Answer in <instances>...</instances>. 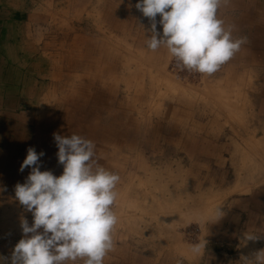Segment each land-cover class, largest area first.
Here are the masks:
<instances>
[{
    "label": "crops",
    "instance_id": "1",
    "mask_svg": "<svg viewBox=\"0 0 264 264\" xmlns=\"http://www.w3.org/2000/svg\"><path fill=\"white\" fill-rule=\"evenodd\" d=\"M30 3L34 4L32 0H0L1 264H11L15 245L24 238L21 221L27 220L29 226L33 223V217H21L24 206L15 198V186L24 184L31 172V168L27 167L23 172L20 171L29 148H34L38 155L44 153L38 161L41 172L50 171L59 177L63 173V165L58 163V147L54 134L64 137L75 134L90 140L95 145L94 166L99 165L120 177L116 186V191L119 192L125 188L129 190L128 187L130 191L136 189L137 180L130 179L132 175L148 182L146 175L150 180L151 175L155 174L152 181L157 184L158 181L162 182L163 173H169L174 167L180 172L184 170L185 174L190 172L191 168L199 169L204 161L200 157V148L193 143L203 142L205 138L211 142L214 140V137L205 136L202 129L195 126L197 114L189 112L191 116L188 118L179 111L175 116L174 108L165 112L162 118V115L151 114L147 128L150 131L146 133L148 135L133 134L132 130L123 135L126 126L137 122V115L132 111L142 106L138 105L137 100L143 101L144 97L150 94V91H147L149 86L144 85L146 75L139 76L142 72L138 69L132 70L131 75H128L127 70L132 69L130 66V69L123 66V76L122 71L118 75L117 70L121 67L122 60L115 65L114 57L110 54L94 55L95 43L86 46V50L83 48L84 44L80 48L74 47L75 51L69 49V55L59 54V48L56 56H60V64L54 66V63H51L55 55L43 54L39 40L32 36L29 38L32 25L30 14L37 12ZM217 18H221L225 29L231 31L232 37L238 29H247L251 33L254 23H257L256 19L264 24V0H222ZM261 29H264V25ZM17 30L18 32H14ZM260 42V46H264V39ZM97 49L108 51L101 45ZM80 51L84 52L82 56L78 54ZM260 52L259 59L264 64V52ZM109 66L113 67L111 72L107 71ZM146 72L149 73V70ZM140 87L144 88L143 99L140 97L142 93L136 96V93L141 92ZM127 96H130L129 100ZM71 101L75 107H67ZM259 107L264 113V101H260ZM116 114H121V117H118L119 127L114 126L117 124L111 122L110 118L114 119ZM161 121L165 128L163 134L157 127ZM110 127H113V131L120 137L110 134ZM176 129L183 132H175ZM145 137L149 139L146 140ZM163 139L165 143H162ZM196 173L199 178L200 173ZM235 186L234 184L232 188ZM199 187L198 191L202 189ZM214 188L217 190L216 194L222 196L220 205L223 203L221 209L225 215H218L208 227L205 232L208 247L197 259L191 260L185 254L181 255L185 261L170 256L174 247L169 242L167 232L158 233L157 230L154 234L153 226L150 225L149 229H145L146 233L139 232L140 236H145V243L142 242L139 247L131 242L114 241V248L104 257L103 264H264V183L246 193L227 195L226 191L231 187L223 188L218 185ZM158 236L160 241L156 242ZM249 236L253 237V240H249ZM67 264H84V260L68 261Z\"/></svg>",
    "mask_w": 264,
    "mask_h": 264
},
{
    "label": "rangeland",
    "instance_id": "2",
    "mask_svg": "<svg viewBox=\"0 0 264 264\" xmlns=\"http://www.w3.org/2000/svg\"><path fill=\"white\" fill-rule=\"evenodd\" d=\"M32 1L34 4L30 3V6L33 5L37 12L30 14V24L32 25L29 38L32 36L35 40H39V47L43 54L48 56L55 55L56 59H54L52 63L51 61L49 62L51 64L54 63V66L60 64V56H56L59 48V54L69 55V49L75 51L76 47L80 48L82 44H84L83 48L86 50L85 47L90 45L91 42L88 41L91 40H95L97 42L96 47L99 48L101 39L104 38L107 43H113L111 47L114 49L111 48V50L114 53L116 51L119 53L120 51V53L123 52L121 54H125L124 51L127 49L121 48V50L117 48V45H114V43L118 42L116 38L128 45H133L131 40L132 36L134 37L136 35L137 37L142 35L144 40L142 42L140 40L139 44V40L136 39V47L134 46L130 51L136 54L138 50L143 49L144 53L139 58V62H141L140 64L143 66L142 68L144 69L148 64L154 66L149 70V73H145V71L142 73L140 72V75L138 73L139 76L146 75V78H144V85L150 86V77H157L162 74L167 79L176 83L174 85V87L177 85L176 89H193V92L196 93V95H193V99L200 101L210 110H214L213 116L203 115L201 118L198 117L197 119L199 125L201 123L203 124L202 131L205 133V136L214 137V141L212 142L207 141L205 138L203 142L193 143L200 148V153H202V156H200L201 160L204 161L202 162V167L199 169L191 168V170H189L190 172L186 174L184 170L180 172L177 167H174V169L169 172L172 177H170L168 173L165 174V172L162 175L163 178H161V181L166 184L169 193L175 197L182 198L176 210V214L173 213V215H168L160 211L147 213L146 210L149 209L141 212L136 210V219L131 222L130 219L133 217L131 213H125L124 210L123 213L119 215L118 207H115L117 203L113 206V211L116 213L117 217L121 218V222L118 221L112 233V236L118 235L114 241L131 242L134 246L136 245L139 247L142 242L145 243V236H140L139 232L146 233L145 229H149L151 225L153 226L154 234L157 230L158 233L159 231L167 232L169 242H171L174 247L172 248V254L170 256H174L177 260L185 261V258L179 255V245H193L198 243L201 238L206 236L205 232L208 230L212 221L218 217L217 211L213 216L204 221L196 219V217L193 216L196 213L203 214L205 209L210 206L209 204L215 200L214 196H218L215 195L217 190L214 186L218 187V185H222L223 188L232 187L234 184L239 185L238 183L241 182V188L238 191L233 190L231 193H246L250 189L253 190L257 185L264 183V160L259 156L257 159L253 157L255 160L254 164L247 163V170L251 169L252 172L249 175L252 177L251 179L246 176L247 170L241 172V162H250L249 159L245 160L246 155L243 154L242 151L245 146V141H253L256 144L258 143L261 147L264 146V113L258 108L260 101H264V69H262L264 64L261 63L259 59L261 54L260 51L262 50V52H264V46H260L261 39H264V29H261L264 24H262V21L256 19L258 22L254 23L251 33L247 29L244 31L243 29H241L242 31L238 29L236 33H234L233 39H241L239 50L236 51L232 58L223 63L215 73L202 74L180 67L177 61L171 57L163 47L155 52L147 48L146 35L149 34L148 29L150 27V21L136 9L135 5L139 0ZM159 20L160 17L157 15V31L161 32L162 35V26L159 24ZM14 32H18V30ZM96 42L94 43L96 44ZM96 47H94V55L99 53V49ZM49 52H51V54ZM147 54L151 57V63L149 62L150 60ZM51 58L53 60V56ZM143 60L146 62V65ZM46 63H48V60ZM136 63H131V65L134 66H131V71L134 69L139 70ZM1 69L2 67H0V72ZM117 72L118 75L120 73L122 75L123 68L119 67ZM207 86L210 89H216L220 93V98L227 97V103L223 104L221 101L217 103L214 96L206 95L204 91ZM169 87L165 86V84H157L155 88L165 90ZM154 90L153 92H156ZM51 95L52 93L49 96ZM148 96L149 97H144V99L142 98L144 102L141 106L142 108L146 107V110L149 109L147 108V102L152 98H155V105L162 103L158 95L155 96L150 93ZM149 102H151V100ZM225 104H228L225 106L227 108L223 106ZM144 108L142 110H144ZM232 109L236 110L234 114L231 113ZM216 112L219 113L220 116L214 119ZM162 113L164 114L165 112L162 111ZM191 113L193 114V111H191ZM196 113L195 111L194 115ZM162 116L164 117V115ZM162 116H160V118H162ZM161 123L164 124L162 121ZM159 125L160 126H157L158 130L163 134L165 132L164 125L160 123ZM262 152L264 156V151ZM213 155L215 156L213 157ZM179 158L181 159L182 156L180 155ZM162 164L164 165V163ZM196 171L200 174L203 173V176L199 174L198 178ZM179 174L182 176L179 177ZM238 174L242 176L238 177ZM198 186L202 188L199 191L197 189ZM208 188L211 189V191H208ZM130 190L131 189L128 190L129 195L131 197H136L138 201L140 199L142 200L143 197L144 199H148L147 195H141L140 192ZM221 201L222 199L219 200L217 210L224 206L223 203L220 205ZM187 211L191 213L190 216L186 213ZM20 215L25 219L33 217L32 213L27 211L25 207L24 212L22 211ZM173 220L176 221L172 222ZM129 222L131 223L127 225ZM157 241H160L159 236L156 238V242Z\"/></svg>",
    "mask_w": 264,
    "mask_h": 264
},
{
    "label": "clouds",
    "instance_id": "3",
    "mask_svg": "<svg viewBox=\"0 0 264 264\" xmlns=\"http://www.w3.org/2000/svg\"><path fill=\"white\" fill-rule=\"evenodd\" d=\"M222 0H139L135 5L150 21L147 48H165L178 65L190 71L213 74L239 50L230 30L217 18ZM162 26L157 31L156 17ZM59 177L39 170V155L27 150L20 171L31 168L24 184L15 186V198L32 213L33 223L21 221L24 238L15 245L11 264H103L113 250L112 233L118 223L113 211L120 177L95 165V145L78 135L54 134ZM219 216L225 215L222 209ZM42 231H39L41 230ZM29 234H31L29 236ZM249 240L253 237L249 236ZM208 247L205 237L190 246L194 254Z\"/></svg>",
    "mask_w": 264,
    "mask_h": 264
},
{
    "label": "bare ground",
    "instance_id": "4",
    "mask_svg": "<svg viewBox=\"0 0 264 264\" xmlns=\"http://www.w3.org/2000/svg\"><path fill=\"white\" fill-rule=\"evenodd\" d=\"M68 3V2H67ZM118 5V4H117ZM65 10V9H64ZM225 12V11H224ZM45 14V12H44ZM73 16V15H72ZM223 16V15H222ZM74 17V16H73ZM240 17V16H239ZM85 18V17H84ZM222 18V17H221ZM220 18V19H221ZM227 18V17H226ZM72 20V19H71ZM77 20V19H76ZM93 22V21H92ZM258 22V21H257ZM229 23V22H228ZM71 24V23H69ZM228 25V24H227ZM75 26V25H74ZM103 27V26H101ZM244 27V26H243ZM76 28V27H74ZM42 29V28H41ZM227 30V29H226ZM99 31V30H98ZM242 31V30H241ZM244 31V29H243ZM44 33V32H42ZM109 33V32H108ZM161 33V32H160ZM104 34V33H103ZM39 36V35H38ZM245 36V35H244ZM36 37V36H35ZM135 37V39H134ZM132 36L131 40L133 42V45H128L126 44L125 42H123L122 40H118L116 38V40L118 42L114 43V45L116 46L117 45V48L121 49V48H124V49H127L126 51H124L125 54H121L123 52L119 53L116 51L115 53L111 50L114 49L112 46L113 43H107L106 42V39L102 38L101 39V43L100 45L101 46H104L108 51H101L99 49V53L100 55L103 54L104 56H108L107 54H110L111 56L114 57V62L113 64L116 65L117 62H120L121 60V64L120 66L123 67V66H131L134 67L133 65H131V63L133 62H137V66L139 68V72H144V71H148L150 69H152L154 66L152 64H148L147 66L144 67V69L142 68L143 66L140 64L141 62H139V58L141 57V55L144 53V50L140 49L137 51L136 54L134 53H131V48L133 49V47L135 45V42L136 39L139 40V44H140V40L141 42L144 40L142 35L141 36ZM34 38V37H33ZM108 38V37H107ZM110 39V38H109ZM241 40V39H240ZM245 40V39H244ZM247 40V39H246ZM251 40V39H250ZM248 41V40H247ZM88 42H91V43H94L96 42L95 40H91V41H88ZM258 42V41H257ZM256 42V43H257ZM247 44V42H246ZM264 44V43H263ZM83 45V44H82ZM97 46V42L95 44V47ZM243 46V45H242ZM247 47V46H246ZM263 47V46H261ZM57 48V47H56ZM251 48V47H250ZM261 49V48H260ZM122 50V49H121ZM159 50V49H158ZM84 52H79L78 54L80 56H82ZM107 53V54H106ZM148 55V54H147ZM153 55V54H152ZM157 56V55H156ZM163 56V54H162ZM147 57V56H146ZM148 58H149V62L151 63V57L148 55ZM33 59V58H32ZM56 59V58H55ZM147 59V58H146ZM153 59V57H152ZM156 60V59H154ZM144 64L146 65V62L143 60ZM42 63V62H41ZM154 64V63H153ZM49 65V64H48ZM73 65L75 66V62L73 63ZM114 65V66H115ZM61 66V65H60ZM93 66V65H92ZM76 67V66H75ZM262 67V66H261ZM112 66H109L107 67V71L111 72L112 71ZM129 68V67H128ZM129 68V69H130ZM159 69V68H158ZM56 72V71H55ZM133 73V72H132ZM53 74V73H52ZM127 74L128 75H131V70H127ZM150 86L149 88L147 89V91H150V93L154 94L155 96H159L160 99L162 100V103H160V100H159V103L160 104H156L155 105V98H152L150 99L151 102H149L147 105H148V108L147 110H142L140 108H137V109H132V111L137 115V117L135 118L137 120V122H131V125L130 126H126L125 127V132H122V134L124 135V133H128L130 130H132L133 134H137V135H140V133L143 134V136H146L148 134L146 133H149V129L148 128V125L150 124V117H151V114H154V115H163V113H160V111H164V112H167L168 110H170L171 108H174L173 110V115L176 116L177 112L181 111V113H184V115L188 118H190V113L191 111H193V114L194 112L196 111L198 117H202L203 115L205 116H213L214 114V110H210L208 107H206V105H204L203 103H201L200 101L198 100H195L193 99V95H196L195 92H193V89H176L177 88V85L174 87V85L176 83H174L172 80L170 79H167L166 77H164L162 74L161 76H157V77H150ZM56 81V80H55ZM58 83V82H57ZM128 84V82H126V85ZM154 84V85H153ZM157 84L161 85V84H165V86H170L169 88H166L165 90H161L160 88H155L157 86ZM39 85V84H38ZM107 85V84H106ZM37 86V85H36ZM41 86V85H40ZM57 86V84H56ZM64 86V85H63ZM62 86V87H63ZM38 87V86H37ZM174 87V89H173ZM140 91L139 93H136V96L141 94L140 97L142 98V96L144 95V88L140 87ZM155 89V90H154ZM61 90V89H60ZM156 91L155 93L153 92ZM168 90V91H166ZM62 92V91H60ZM212 92V93H210ZM204 93H206V95H210V96H214L216 98V102L219 103L220 101L224 104V103H227L226 101L228 100L227 97H224V98H220V93L216 90V89H210L208 86L206 87ZM210 93V94H209ZM168 94H171V95H168ZM218 94V95H217ZM61 95V94H60ZM217 95V96H216ZM92 96V95H91ZM129 97L130 96H127V99L129 100ZM146 97H149L148 95ZM114 98V97H113ZM196 98V97H195ZM28 99V98H27ZM72 99V98H71ZM30 100V99H29ZM76 100V99H75ZM81 100V99H80ZM149 100V101H150ZM35 101V100H34ZM77 101V100H76ZM91 101V100H90ZM134 101V100H133ZM138 101V105H142L144 104V102L142 100H137ZM33 102V101H32ZM88 103V102H87ZM27 104V103H26ZM72 101L70 103H68L67 107L69 105L75 107V104H73ZM78 104V103H77ZM85 104H83V107H84ZM228 105V104H225L223 105L224 107ZM82 106V105H81ZM80 106V108H81ZM94 106V105H93ZM90 107V106H89ZM45 108V107H44ZM93 108V107H92ZM227 108V107H225ZM260 109V107H258ZM25 109V108H24ZM68 109V108H67ZM83 109V108H82ZM65 110V109H64ZM85 110V109H84ZM89 110V108H88ZM114 110V109H113ZM228 110V109H227ZM24 111V110H23ZM37 111V110H36ZM87 111V110H86ZM234 111L236 112L235 109H232L231 110V113L234 114ZM261 111V110H260ZM46 112V111H45ZM65 112V111H64ZM85 112V111H84ZM90 112V111H89ZM102 112V111H101ZM112 112V111H111ZM190 112V113H189ZM238 112V110H237ZM82 113V112H81ZM88 113V112H87ZM180 113V112H179ZM36 114V113H35ZM66 114V113H65ZM89 114V113H88ZM92 114V113H91ZM95 114V113H94ZM77 115V114H76ZM201 115V116H200ZM82 116V115H81ZM98 116V115H97ZM103 116V114H102ZM169 116V115H168ZM217 116V117H216ZM220 114L219 113H215V116H214V119H217L219 118ZM118 117L120 118L121 117V114L119 115H115L114 116V119L112 117H110L112 119L111 122L117 124V125H114V126H118L120 125V123L118 122ZM163 117V116H162ZM96 118V117H95ZM94 118V120H95ZM21 119V118H20ZM103 119V118H102ZM101 119V120H102ZM82 120V119H81ZM107 120V119H106ZM154 121V120H153ZM196 121V124L195 126H199L201 129L202 127L200 125H203L202 123L199 125V121L195 120ZM35 122V121H34ZM59 123V122H58ZM61 123V122H60ZM74 123V122H73ZM72 123V124H73ZM97 123V122H96ZM107 123V122H106ZM37 124V122H36ZM35 124V125H36ZM162 124V123H160ZM191 124V123H190ZM9 125V124H8ZM58 125V124H57ZM87 125V124H86ZM194 125V124H192ZM61 127V126H60ZM59 127V128H60ZM64 127V126H63ZM198 127V128H199ZM95 128V127H94ZM36 129V128H35ZM58 129V128H57ZM38 130V128H37ZM71 130V129H70ZM74 130V129H73ZM91 131V130H90ZM64 132V131H63ZM69 132V131H68ZM72 132V131H71ZM131 132V133H132ZM175 132H183V131H179L176 129ZM38 133V132H37ZM57 133V132H56ZM62 133V132H61ZM109 133L112 134L113 136H117V137H120V135L117 133V132H114L113 131V127L109 128ZM207 133V132H206ZM35 134V133H34ZM66 134V133H65ZM68 134V133H67ZM208 134V133H207ZM247 134V133H246ZM152 135V134H151ZM261 136V135H260ZM46 137V136H45ZM125 137V136H123ZM172 137V136H171ZM146 140L149 139L147 137H145ZM160 138H163V137H160ZM194 138V137H193ZM258 138V137H257ZM171 139V138H170ZM186 139V138H185ZM126 140V139H125ZM130 140V139H129ZM135 140V139H134ZM159 141V139H158ZM172 141V140H171ZM214 141V140H212ZM18 142V141H17ZM133 142V141H132ZM187 142V141H186ZM15 143V141H14ZM29 143V142H28ZM155 143V142H154ZM162 143H165L164 142V139H163V142ZM178 143V142H177ZM32 144H34L32 142ZM189 144V143H188ZM31 145V144H30ZM50 146V145H49ZM27 147V146H26ZM170 148L171 145L169 146ZM261 146H259V144L253 142V141H245V146L244 148L242 149L243 151V154L246 155V158L245 160H248L250 162H245V161H242L241 162V165H242V171L244 170H247V163H252L254 164L255 163V160L253 159V157H255L257 159V157L259 156L262 160H264V156H263V152L264 151V146H262L261 149L260 148ZM48 148V147H47ZM18 149V148H17ZM9 151V150H8ZM177 151V150H176ZM5 152V151H4ZM16 152V151H15ZM26 152V151H25ZM130 153V152H129ZM133 153V152H132ZM128 155V154H127ZM131 155V154H130ZM169 156V155H168ZM206 156V155H205ZM20 159V158H19ZM204 159V158H202ZM23 160V158L21 159ZM211 161V160H210ZM210 163V162H209ZM147 164H149L147 162ZM190 164V163H189ZM192 164V163H191ZM246 165V166H245ZM217 166V165H216ZM199 167H202V166H199ZM205 167V166H204ZM211 167V166H210ZM187 169V168H186ZM211 170V169H210ZM256 170V169H255ZM253 170V171H255ZM197 172V171H196ZM212 172V171H211ZM217 172V171H216ZM219 172V171H218ZM256 172V171H255ZM202 173V172H201ZM240 173V172H238ZM251 169L250 170H247V177L249 179H251L252 177L249 176L251 174ZM6 174V172L4 173ZM192 174V173H191ZM203 174V173H202ZM212 174V173H211ZM168 175H170V173H168ZM206 175V174H205ZM217 175V174H216ZM258 175V174H257ZM21 176V175H20ZM155 174H152L151 175V179L149 180V176L146 175V177L148 178V182L146 181H142L140 177H138L137 175H132V177L130 179H136L137 180V184H136V189L137 190H134V192H140L141 195H147L148 199H144V197L142 198V200L140 199L139 201L136 199V197H131L129 195V192L128 190L125 188V190H120L118 192V197H117V205L115 207H118V214H122L123 211L125 210V213L128 212L131 213L133 216L130 221L133 222L135 219H136V214H135V211L136 210H139L140 212L141 211H144L146 209H149V210H146L147 213H151V212H162V213H165V214H168V215H173L176 214V210L178 209L179 205H180V200H182V198L180 197H175L174 195H172L171 193H169V190L167 189V186L165 183H162L160 181L157 182V184L153 183L152 179L155 178ZM158 176V175H157ZM182 176L179 174V177ZM242 175L238 174V177H240ZM253 176V175H252ZM154 177V178H152ZM170 177H172L170 175ZM5 178V177H4ZM3 178V179H4ZM246 178V177H245ZM150 183V184H148ZM239 185H236L235 188H229L228 191H226V195L231 193L233 190H239L242 186V183L239 182L238 183ZM255 184V183H254ZM150 186V187H149ZM128 189H130V187H128ZM141 189V190H140ZM209 189V188H208ZM208 191H211V189H209ZM145 192V193H144ZM203 194L205 195V193L203 192ZM217 195V194H215ZM215 200L212 201V203H210L206 209H205V212L203 214H200V213H196L194 214L193 216L196 217V219H201L202 221H204L205 219H208L209 217L213 216L216 211H217V208H218V205H219V200L222 199V196H214ZM251 199V198H250ZM252 201V200H251ZM254 203V202H253ZM189 205V204H188ZM252 206V205H251ZM254 207V206H253ZM193 209V208H191ZM260 209V208H259ZM199 210V209H198ZM256 210V209H255ZM175 211V212H173ZM232 212V211H231ZM134 213V214H133ZM139 213V212H138ZM188 214V216L191 215V213L189 211L186 212ZM259 213V212H258ZM127 214V215H128ZM192 216V217H193ZM161 218V217H160ZM159 218V219H160ZM118 221L121 222V218L118 217ZM259 220V219H258ZM176 220H173L172 222H174ZM131 222L127 223V225H129ZM222 224V223H221ZM226 224V223H225ZM237 228V227H236ZM223 231V230H222ZM232 231V230H231ZM150 233V232H149ZM11 234V233H10ZM113 235V234H112ZM118 235H115L113 236V241L115 240V238H117ZM229 239V238H228ZM229 241V240H228ZM191 245H186V244H183V245H179L178 247V252H179V255H182V254H185L187 255V257L189 259H197L198 256L200 254H194L192 251H191V248H190ZM116 247V246H115ZM110 253V252H109ZM135 256V255H134ZM121 258V257H120ZM128 258V256H127ZM5 259V258H4ZM122 259V258H121ZM126 261V260H125ZM127 263V262H126ZM1 264V263H0Z\"/></svg>",
    "mask_w": 264,
    "mask_h": 264
}]
</instances>
